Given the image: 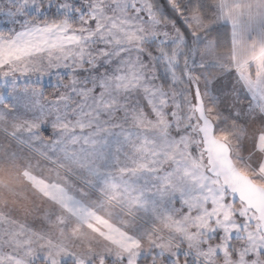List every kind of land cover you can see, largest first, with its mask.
Masks as SVG:
<instances>
[{"label":"snow or ice","instance_id":"6c2138e0","mask_svg":"<svg viewBox=\"0 0 264 264\" xmlns=\"http://www.w3.org/2000/svg\"><path fill=\"white\" fill-rule=\"evenodd\" d=\"M4 3L8 7L0 3V18L4 20L0 43L39 33L50 42L67 36L77 41L79 57H69L58 66L62 71L58 70L52 85L63 89L64 99L54 110L26 122L20 130L23 135L13 133L47 158L55 156L73 172L84 168L95 172L105 164L119 163L121 156L126 163L139 162L143 171L133 181L143 180L139 190L151 193L154 207L162 204V211L176 212L178 206L179 216H196L210 212L213 198L221 195V189L213 183L221 176L212 170L205 148L211 135L230 122L258 125L252 152L260 151L256 145L264 136V74L257 76L250 64L246 77L236 66L205 64L189 51H182L178 47L181 38L187 42L192 34L171 0ZM200 7L213 14L216 22L207 31L218 38L228 39L236 29L237 12L242 15L246 11L250 20L264 22V0H221ZM161 20L167 23L161 25ZM132 33L138 38H130ZM10 75L0 73V78L7 81ZM2 115L5 121L10 116L7 111ZM113 136L116 139L110 140ZM137 146H141L139 150ZM185 151L202 158L206 165L207 179L194 192L183 186L176 191L173 186L188 166ZM257 167H264V154ZM190 194L202 197L199 203L203 207L192 208L186 202ZM222 199L226 205H235L239 196L225 185ZM209 220V228L201 231L202 248L208 247L207 241L226 240L233 250V241L241 238L236 233L254 224L239 211L233 213L232 223L237 227L229 232L223 226L222 214ZM216 252L220 255L219 248ZM236 255L241 253L236 251ZM243 256L251 264H258L257 257H264V245L245 249ZM37 260L55 264L43 254H37L31 264ZM104 260L106 264H203L201 255L190 246L177 248L174 253L141 247L120 257L106 255ZM60 264L78 261L74 256L65 257Z\"/></svg>","mask_w":264,"mask_h":264},{"label":"rangeland","instance_id":"374dc122","mask_svg":"<svg viewBox=\"0 0 264 264\" xmlns=\"http://www.w3.org/2000/svg\"><path fill=\"white\" fill-rule=\"evenodd\" d=\"M220 2L221 0H171L173 7L181 11L194 38V56L205 64L236 66L246 77L250 64L257 76L264 74V22L259 18L250 20L246 11L242 15L237 12L239 24L236 29L228 39L218 38L216 34L207 31L216 22L213 14L200 5H215ZM240 2L246 3L248 0ZM0 3H3V7H8L4 0H0ZM153 19L158 20V17L154 16ZM164 23L167 22L164 21L161 25ZM1 25L4 26L3 18H0ZM27 37L30 36L21 40L25 51L23 49L19 54L29 55L36 49L43 51L61 47L58 44L52 45L42 33ZM130 38L138 37L132 33ZM181 39L184 45L183 38ZM74 54L79 57V53ZM38 58L39 60L37 57L24 56V59L18 60L17 67L9 66L2 71L11 75L7 81L2 78L0 94V214H12L27 227L20 226V231L4 221L5 216L2 218L0 215V264H31L37 254H43L55 264L72 256L77 259L78 264H106V255L120 257L141 247H155L164 253H174L177 248L185 246H190L199 253L203 264H251L243 256V252L245 249L251 251L254 246L264 245V233L261 232L256 215L243 204L237 202L235 205H226L223 202L220 181H213L221 189V195L213 198L214 207L210 212L179 216L178 206L176 212L162 211V204L153 206L150 192L141 193L139 189L143 180L138 183L133 181L143 171L139 162L126 163L121 156L118 158L119 163L113 161L95 172L88 171L87 168L73 172L58 163L55 156L49 159L38 148L33 149L16 138L13 133L23 135L20 130L26 122L54 110L64 99L63 89L58 88L59 95L58 92L53 94L55 98H43L44 93L36 87L40 84L39 76L46 77L47 69L51 72L50 77L57 76L58 70L62 71L58 66L45 67L47 61L52 62V59L43 55ZM25 61L30 66H26L27 63L23 65ZM4 111L10 114L7 121L2 115ZM258 130V125L249 123L242 126L230 122L216 136L230 146L237 168L257 185L264 187V167H257L264 154V136H260L256 145L260 151L255 154L252 152L253 137ZM115 139V136L110 138ZM2 145H7L6 151L2 152ZM18 147V153L24 154L19 158L17 153H12L17 152ZM139 147L141 146H137V150ZM25 156L29 160H22ZM184 159L188 166L184 169L183 176L176 178L173 186L176 191H181L183 186L194 192L198 184L202 185L207 179L204 175L206 165L202 158L198 159L187 151ZM201 199L202 197L190 194L186 202L192 208L203 207L199 203ZM236 211L252 218L254 224L249 225L245 231L236 233L241 238L233 241V250L228 248L226 240L207 241L208 247L202 248L201 231L209 228V217L215 218L222 214L223 226L229 232L237 227L232 223L233 213ZM28 227L35 232L34 236L24 235L27 230L30 231ZM217 248L220 249V255H217ZM236 251L241 255L237 256ZM257 261L258 264H264V257L258 256ZM36 264L40 262L37 260Z\"/></svg>","mask_w":264,"mask_h":264},{"label":"water","instance_id":"95a60500","mask_svg":"<svg viewBox=\"0 0 264 264\" xmlns=\"http://www.w3.org/2000/svg\"><path fill=\"white\" fill-rule=\"evenodd\" d=\"M205 148L212 170L221 176L222 187L228 186L239 196V202L256 215L261 232L264 233V187L257 185L237 168L230 146L216 134L206 141Z\"/></svg>","mask_w":264,"mask_h":264},{"label":"crops","instance_id":"0c3cea01","mask_svg":"<svg viewBox=\"0 0 264 264\" xmlns=\"http://www.w3.org/2000/svg\"><path fill=\"white\" fill-rule=\"evenodd\" d=\"M35 35L36 34H34V36ZM30 37H33V35H30ZM21 40L5 41L3 43H0V73H2V71L8 68L9 66H13V68H15L14 66L16 65L18 60L20 61L21 58L24 59V56H26V58L29 57L38 58L40 55H43V57L45 58H48L50 60L52 59V62L47 61L48 68H50L52 66L62 65L66 59L74 56L75 55L74 53H77L75 51L77 41L71 36H67L61 39L60 41H53L52 42L53 44L50 43L52 45L58 44L61 47L53 48L51 50L45 49L43 51H38L36 49L35 51H33L34 53H31L29 55L19 54L23 51V49L25 51V48L23 47L24 45L21 43L22 42ZM0 94H2V78H0ZM1 104L2 103H0V105Z\"/></svg>","mask_w":264,"mask_h":264},{"label":"trees","instance_id":"16d2710c","mask_svg":"<svg viewBox=\"0 0 264 264\" xmlns=\"http://www.w3.org/2000/svg\"><path fill=\"white\" fill-rule=\"evenodd\" d=\"M193 3V2H192ZM180 13H181V11H179ZM155 17H158V16H155ZM158 20H159V17H158ZM162 22H164V21H160V23L162 24ZM15 27V26H14ZM69 27L71 28L72 26L71 25H69ZM0 28H3V26L1 25L0 26ZM5 34L7 35V33L5 32ZM194 38L192 37L189 41H187V42H184V45H183V43H181L180 45H178V47H180V49L182 50V51H184V50H187V51H189L193 56H194V53H193V45H194ZM185 48V49H184ZM37 60H39V58H37ZM40 60H42L41 58H40ZM46 61V60H45ZM25 63H27L26 64V66H30L29 65V63L27 62V61H25V62H23V65L25 64ZM46 64V63H45ZM44 64V65H45ZM47 66V64L45 65V67ZM14 67H17V63H16V65L14 66ZM49 73H51L48 69L46 70V80H45V78H43V77H40L39 76V78H38V83H40L39 85H36V87L39 89V91H41V92H43L44 93V96H43V98L45 97V98H55V97H53V96H55V95H53L55 92H58V88L57 87H54V86H52V85H55V83H56V80H57V76H52V77H50V75H49ZM36 75L38 76L39 74L36 72ZM34 86V85H33ZM58 95H59V92H58ZM58 95H56V96H58ZM0 128H1V126H0ZM2 129V128H1ZM1 129H0V131H1ZM2 137V136H1ZM226 142V141H225ZM15 147H17L16 145H14ZM14 146H13V148H14ZM20 147V146H19ZM19 147L17 148V152H12V153H17V158H19L21 155H24V154H22V153H18V151H19ZM3 150H7V145H2V152H3ZM19 156V157H18ZM5 157V156H4ZM28 157V156H27ZM26 156L25 157H23L22 158V160H29L28 158H27ZM232 158H233V155H232ZM6 160V159H5ZM234 160V159H233ZM20 162H22L21 160H20ZM7 164H9V163H7ZM20 170V169H19ZM239 202V201H238ZM240 203V202H239ZM242 204V203H241ZM244 205V204H243ZM6 213H8V212H6ZM1 216H2V218L5 216V219H4V221H7V223L9 222V224L10 225H12V227H15V228H18L19 230H20V226H25V227H27L26 226V224H23L22 222H18V220L17 219H15L16 217L14 216V215H12V214H6V215H4L3 216V213L2 214H0ZM28 229H30L29 227H28ZM21 231V230H20ZM30 232V233H29ZM28 232V230H27V232L24 234V235H28V236H30L29 234H31L32 236H34L35 234V232L33 231V230H31L30 229V231ZM19 233V232H18ZM27 236V237H28ZM30 238V237H29ZM32 238V237H31Z\"/></svg>","mask_w":264,"mask_h":264}]
</instances>
